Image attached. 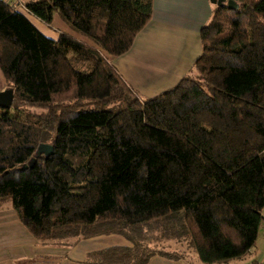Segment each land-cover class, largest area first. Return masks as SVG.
Instances as JSON below:
<instances>
[{"label":"trees","instance_id":"16d2710c","mask_svg":"<svg viewBox=\"0 0 264 264\" xmlns=\"http://www.w3.org/2000/svg\"><path fill=\"white\" fill-rule=\"evenodd\" d=\"M233 1L201 27L188 74L141 100L108 56L130 49L152 0L24 3L46 25L57 12L92 44L51 38L0 0V71L13 89L0 107V202L37 240L130 242L88 253L87 264L250 253L264 222V0ZM42 144L52 153L36 155Z\"/></svg>","mask_w":264,"mask_h":264},{"label":"crops","instance_id":"0c3cea01","mask_svg":"<svg viewBox=\"0 0 264 264\" xmlns=\"http://www.w3.org/2000/svg\"><path fill=\"white\" fill-rule=\"evenodd\" d=\"M215 5V0H152L151 19L136 35L130 49L118 57L108 56L109 62L141 100L158 95L188 74L201 52L199 31L210 21ZM25 15L51 38L64 32L88 43L60 22L58 16L55 18V14L53 26L43 24L28 12ZM6 88L0 71V92ZM262 213L264 215V207ZM263 223L260 228L263 227L264 240ZM114 245L129 246L130 242L120 235L110 234L83 238L69 247L42 243L22 224L10 201L0 202V264H87L88 253ZM260 247L256 240L247 256L222 264H264V242ZM146 264L186 263L153 256Z\"/></svg>","mask_w":264,"mask_h":264},{"label":"water","instance_id":"95a60500","mask_svg":"<svg viewBox=\"0 0 264 264\" xmlns=\"http://www.w3.org/2000/svg\"><path fill=\"white\" fill-rule=\"evenodd\" d=\"M217 5H222L226 3L227 7L230 9H235L237 7L235 1L233 0H215ZM13 100V89L11 87L6 88L0 92V107L1 108H10ZM43 151L46 155L52 153V147L48 144H42L38 147L36 155ZM35 159V157H34ZM33 161V160H32ZM31 161V162H32Z\"/></svg>","mask_w":264,"mask_h":264},{"label":"rangeland","instance_id":"374dc122","mask_svg":"<svg viewBox=\"0 0 264 264\" xmlns=\"http://www.w3.org/2000/svg\"><path fill=\"white\" fill-rule=\"evenodd\" d=\"M21 12L24 14L26 13L24 9H22ZM54 14H55V18H56V16H58L57 18H59L60 22H63V24H66L65 26H68V28H70L69 30H71L72 32H75V34L77 36H80V38L82 40L88 41L89 44H92L86 37H84L83 35H81L77 31H75L74 29H72L64 20H62L61 17L57 14V12H55ZM55 22L56 21L54 19H52V22L49 25L53 26V24H55ZM142 99L144 100L143 97H142ZM262 216H264L263 213H262ZM262 228H260V230L258 232L259 237H257V245L259 248H261L260 246H262V243L264 242L263 237L261 236L262 235ZM162 244H163V246H165L167 248H176L178 246V244L175 241H163Z\"/></svg>","mask_w":264,"mask_h":264},{"label":"built area","instance_id":"2783aa9c","mask_svg":"<svg viewBox=\"0 0 264 264\" xmlns=\"http://www.w3.org/2000/svg\"><path fill=\"white\" fill-rule=\"evenodd\" d=\"M8 2L13 9L21 11L22 9L25 10L24 3L21 0H5Z\"/></svg>","mask_w":264,"mask_h":264}]
</instances>
